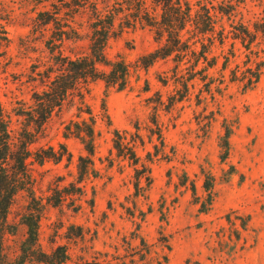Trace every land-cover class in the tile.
<instances>
[{"label":"rangeland","instance_id":"374dc122","mask_svg":"<svg viewBox=\"0 0 264 264\" xmlns=\"http://www.w3.org/2000/svg\"><path fill=\"white\" fill-rule=\"evenodd\" d=\"M190 1L217 16L206 61L189 54L179 62L171 55L146 65L143 56L159 45L153 30L140 23L121 27L122 15L115 20L105 53L128 64L127 84L107 88L95 80L82 99L69 95L52 112L30 149L51 147L62 157L41 164L28 159L35 200L26 192L15 196L0 264H42L22 260L21 217L29 205L40 208V249L51 254L62 247L64 264H264V43L247 49L232 38L240 22L251 28L264 16V0ZM84 2L0 0L5 110L32 104L59 49L70 56L88 51L91 7H77ZM71 25L80 39L58 47L53 39ZM208 64L203 77L200 69ZM257 67L258 81L245 85L242 76ZM82 119L93 120L91 154L66 130ZM22 122L12 114L14 129ZM116 138L135 141L132 159L130 150L114 148ZM79 164L88 168L84 178Z\"/></svg>","mask_w":264,"mask_h":264},{"label":"trees","instance_id":"16d2710c","mask_svg":"<svg viewBox=\"0 0 264 264\" xmlns=\"http://www.w3.org/2000/svg\"><path fill=\"white\" fill-rule=\"evenodd\" d=\"M86 3L90 4L92 16V21L89 22V33L86 36L88 51L70 56L64 55L59 49L57 54H53V65L40 79L43 88L33 92L32 104L28 108H16L8 112L0 103V245L5 234L7 214L15 196L19 192H26L31 201L35 200L32 194L34 180L27 163L28 159L32 158L33 161L41 164L47 159L59 160L62 157H59L51 147L50 149L40 147L35 151L30 149V145L36 142L42 133L52 112L59 109L69 95L82 99L89 84L95 80H102L107 88L122 89L126 86L129 78L128 64L121 58L109 59L105 53L107 40L116 34L115 20L120 15L123 19L120 23L121 27L140 23L153 30L159 45L143 56V59H146V65L171 55H175L179 62L186 59L189 54L197 55V62L200 59L206 61V54L215 39L208 33L214 32L217 16L203 5L196 8L190 0H114L115 5L108 4V0H85L84 4H77V7L84 10L83 5ZM77 12L78 9L73 11L72 19ZM57 13V11L53 12V21ZM251 23L250 28V25L240 22V29L232 33V38L239 39L247 49L255 41L258 45L261 42L264 43V16L256 18ZM187 27H192L188 31L192 34L189 38H184L183 31ZM80 37L81 34L77 28L71 25L68 31L60 30L53 40L58 41L59 47L65 40L76 41ZM224 37L222 27L217 32V39L223 42ZM205 39L207 43L204 42ZM197 43L201 47L198 51ZM261 51L264 53V49ZM212 65L208 64L207 67L200 69L203 77L207 76L205 71ZM100 66L105 68L102 69ZM255 69L248 71V75L242 76L243 81H246L245 85H254L258 81L262 72L260 67ZM12 114L23 118L19 130L12 126ZM91 123L93 120L87 123L85 119H82L80 123L73 122L74 130H71L70 126L66 127L69 133L81 140L89 154L94 150V127ZM80 124L86 125L87 129H82ZM118 134V131L115 132V136ZM117 138L114 140V148L118 151L130 150L132 159L135 155L132 149L135 141L124 144ZM224 143L227 147L228 133L225 135ZM84 160L86 159L83 157L79 158L80 162ZM87 171L86 166L79 167L81 178H84L83 175ZM39 212L40 208L29 205L26 212L22 214L21 222L26 228V237L21 250L22 260L23 262L35 260L42 264H64L67 256L62 247L55 248L51 254L43 252L39 247Z\"/></svg>","mask_w":264,"mask_h":264}]
</instances>
